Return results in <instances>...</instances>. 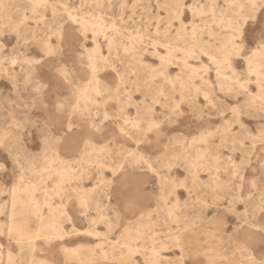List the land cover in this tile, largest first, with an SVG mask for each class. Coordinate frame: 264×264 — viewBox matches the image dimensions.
<instances>
[{
    "label": "rangeland",
    "instance_id": "rangeland-1",
    "mask_svg": "<svg viewBox=\"0 0 264 264\" xmlns=\"http://www.w3.org/2000/svg\"><path fill=\"white\" fill-rule=\"evenodd\" d=\"M7 256L264 264V0H0Z\"/></svg>",
    "mask_w": 264,
    "mask_h": 264
},
{
    "label": "bare ground",
    "instance_id": "bare-ground-1",
    "mask_svg": "<svg viewBox=\"0 0 264 264\" xmlns=\"http://www.w3.org/2000/svg\"><path fill=\"white\" fill-rule=\"evenodd\" d=\"M100 19V18H99ZM102 21V20H101ZM94 44H96V43H94ZM95 46H97V45H95ZM95 46H93V47H95ZM92 49H94V48H92ZM98 48L96 47V49L95 50H97ZM99 50V49H98ZM97 50V51H98ZM94 51V50H93ZM92 50H91V52H93ZM94 52H96V51H94ZM88 54H90L89 52H88ZM100 55V54H99ZM88 58V57H87ZM211 58V57H210ZM90 59H92V58H90ZM213 59V58H212ZM211 60V59H210ZM90 61V60H89ZM225 61L226 62H229L228 61V59H225ZM229 63H231V62H229ZM229 63H227V65L229 64ZM248 63V62H247ZM249 64V63H248ZM226 65V64H225ZM89 66H92V64H90ZM250 66V65H249ZM186 69H190L191 71H192V69H193V67H191V66H189L188 64H185V66H184ZM229 68L228 69H231L230 67V65L228 66ZM96 68V67H95ZM232 70V69H231ZM234 71V70H233ZM92 72H94V71H92ZM235 73V72H234ZM234 73H232V75L234 74ZM251 73V72H250ZM216 74L220 77V78H222L224 81H230V80H232V78L233 77H230V76H226L224 73H222V72H220V71H217L216 72ZM257 74V73H256ZM94 76V75H93ZM257 76V75H256ZM92 79V78H91ZM94 80H96V78L94 79ZM232 82V81H231ZM90 83H88V85H89ZM223 84V83H222ZM238 84V83H237ZM87 85V84H86ZM88 85H87V87H88ZM240 85V84H239ZM219 86V85H218ZM91 87V86H90ZM223 87V86H222ZM225 88H227L226 87V85H225ZM87 89V88H86ZM78 90V89H77ZM76 90V91H77ZM83 90H85V88L83 89ZM88 90V89H87ZM80 91H82V89H80ZM79 93V92H78ZM84 94V93H83ZM87 94V93H86ZM81 100V99H80ZM79 100V101H80ZM83 101V100H82ZM81 101V102H82ZM151 127V125L149 126V128ZM152 127H156V126H153L152 125ZM148 128V127H147ZM152 129H154V128H152ZM156 129V128H155ZM158 131V130H157ZM68 166V165H67ZM54 172H55V174L60 178H58V182L61 180V179H65V178H69L70 176H71V174H70V172H68V170L66 169V168H63V167H60V168H56L55 170H54ZM75 172V171H74ZM54 174V175H55ZM73 174V173H72ZM72 179H73V177H72ZM70 180V179H69ZM68 180V182L70 183V181ZM62 181V180H61ZM60 181V182H61ZM67 181V180H66ZM61 183H63V182H61ZM58 185V184H57ZM59 186V188H60V185H58ZM32 187V186H31ZM56 187V186H55ZM62 187V186H61ZM28 188V187H27ZM30 188V187H29ZM14 189H15V187H14ZM56 189H57V187H56ZM16 190V189H15ZM15 190H14V192H15ZM23 190V189H22ZM28 190V189H27ZM30 190V189H29ZM58 190V189H57ZM61 190V189H60ZM60 190H58L59 192H60ZM31 191V190H30ZM29 191V192H30ZM12 192V191H11ZM18 192V191H17ZM25 192V191H24ZM31 192H33V191H31ZM30 192V193H31ZM57 193V195H59L58 194V192H56ZM75 193V192H74ZM17 194V193H16ZM76 194V193H75ZM18 195H20V194H18ZM17 195V196H18ZM22 195H23V192H22ZM27 195H29V194H27ZM32 195V194H31ZM31 195H29V196H31ZM74 195V194H73ZM79 195V194H78ZM13 196H15L14 194L12 195V197ZM23 196H25V194L23 195ZM81 195H79V197H78V199H76L77 201H78V203H79V205L80 206H85L86 207V205H85V203H86V201H85V199H84V197H80ZM22 197V196H21ZM19 198V197H18ZM31 198V197H30ZM29 198V199H30ZM76 198V197H75ZM13 200V199H12ZM15 200V199H14ZM19 200H20V198H19ZM27 200V199H26ZM21 202V201H20ZM24 202V201H23ZM30 202H32V206H31V210H32V212L33 213H36V212H38V210H37V204H33L34 203V199L33 198H31L30 199ZM29 202V203H30ZM14 203H15V201H14ZM22 203V202H21ZM12 204V203H11ZM25 204H26V202H25ZM24 204V206H26ZM46 204V203H45ZM48 204V203H47ZM20 205V204H19ZM50 205V204H49ZM49 205L47 206V208L49 207ZM12 206H14V205H12ZM11 206V207H12ZM22 206V205H21ZM23 206V207H24ZM15 207V206H14ZM54 207V206H53ZM62 207V206H61ZM51 208V207H50ZM59 208V207H58ZM58 208H56V209H58ZM63 208V207H62ZM12 209V208H11ZM22 209H24V208H22ZM49 209V208H48ZM55 209V208H54ZM55 209V210H56ZM60 209V208H59ZM26 211V210H25ZM30 211V210H29ZM54 211V210H53ZM64 211V210H63ZM62 211V212H63ZM56 211H54V213H55ZM49 213V212H48ZM47 213V214H48ZM13 214V213H12ZM50 214V213H49ZM52 214H53V212H52ZM51 214V215H52ZM62 214V213H61ZM39 215V214H38ZM50 215V216H51ZM56 215V214H55ZM65 215V214H64ZM63 215V216H64ZM35 216V215H34ZM57 216H59V215H57ZM10 217H12L13 218V216H11L10 215ZM42 216H39V218L40 219H38V221L39 220H42V218H41ZM49 217V216H48ZM55 216H51V217H49V219H47L46 221H45V223L43 222V220H45V218H46V216H45V218L42 220V222L45 224V227L46 228H48L49 229V231H48V233L47 234H44L45 236H47L46 238H48V236L49 237H51V239L53 238H58L59 240H61V241H63L64 240V237L63 236H65L67 233H63V232H61L62 231V229L59 227V225H58V222L56 221V219L54 218ZM59 218H60V216H59ZM62 218V217H61ZM59 220V219H58ZM12 221H14V220H12ZM11 221V222H12ZM10 222V223H11ZM93 222V221H92ZM14 223H16V222H14ZM41 222H38V224H40ZM18 224V223H17ZM42 224V223H41ZM93 224V223H92ZM11 225V224H10ZM16 225V224H15ZM90 225V224H89ZM12 226H14V225H12ZM18 226V225H17ZM19 226H21V225H19ZM18 226V228H16V227H12V230L13 231H15V233L17 234V236L20 238V237H22L23 235V233L21 232V228ZM24 226V225H23ZM22 227V226H21ZM62 227V226H61ZM23 228V227H22ZM40 229H41V227H39ZM10 230H11V228H10ZM75 230V229H74ZM73 230V231H74ZM13 231H10L11 233H13ZM40 231V230H39ZM76 231V230H75ZM126 231V230H125ZM9 232V233H10ZM82 232H84V231H81V233ZM127 232H128V230H127ZM126 232V233H127ZM40 233V232H39ZM43 233H45V232H43ZM43 233H41V234H43ZM25 234V233H24ZM36 234H38V233H35L34 235H36ZM64 234V235H63ZM73 234V233H72ZM82 234H84V233H82ZM93 234V233H92ZM97 234V233H96ZM13 235H14V233H13ZM30 235V234H29ZM28 235V236H29ZM43 235V236H44ZM77 235V234H76ZM79 235V234H78ZM86 235H88L87 233H86ZM91 235V234H90ZM127 235V234H126ZM16 235H15V237H17ZM27 235H26V237H28ZM93 236V235H92ZM95 236V235H94ZM36 237V236H35ZM38 237V236H37ZM68 237V236H67ZM19 238H17V240L19 239ZM29 238V237H28ZM27 238V239H28ZM42 238V237H41ZM69 238V237H68ZM21 239V238H20ZM19 239V240H20ZM31 239V238H30ZM32 239H34L33 237H32ZM50 239V238H49ZM58 239H55V240H58ZM25 240V239H24ZM66 240V239H65ZM21 241V240H20ZM26 241H28V242H32V241H29V240H26ZM46 241V240H45ZM48 242V241H47ZM50 242H51V240H50ZM52 243V242H51ZM114 245V244H113ZM32 246H33V244H32ZM125 246V245H124ZM112 247V246H111ZM126 249H127V247H125ZM63 249V251H64V249L65 248H62ZM68 249H70V248H68ZM68 249H66L67 250V254L66 255H74L75 256V253L74 252H72V251H69ZM72 250V249H71ZM129 250V249H128ZM127 250V251H128ZM129 252V251H128ZM64 253H66V252H64ZM127 253V252H126ZM129 253H132V252H129ZM77 254V253H76ZM134 254V253H133ZM154 254V253H153ZM248 255H251L250 253H248ZM10 256V255H9ZM9 256H7V264H8V262L10 261V257ZM65 256V255H64ZM67 256V257H68ZM154 256V255H153ZM78 257H80V255L78 256ZM84 257V256H83ZM82 257V258H83ZM77 258V257H76ZM253 259V258H252ZM77 260V259H76ZM81 260V259H80ZM252 261V260H251ZM254 261L256 262V259H254ZM253 261V262H254ZM11 262V261H10ZM74 262H75V259H74ZM254 262V263H255ZM79 263V262H78ZM252 263V262H251ZM69 264V263H68ZM80 264V263H79Z\"/></svg>",
    "mask_w": 264,
    "mask_h": 264
}]
</instances>
